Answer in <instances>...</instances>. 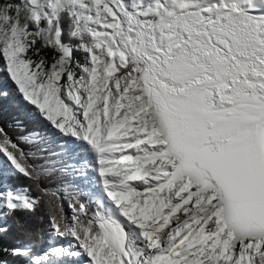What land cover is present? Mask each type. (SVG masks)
<instances>
[{
	"label": "snow or ice",
	"instance_id": "snow-or-ice-1",
	"mask_svg": "<svg viewBox=\"0 0 264 264\" xmlns=\"http://www.w3.org/2000/svg\"><path fill=\"white\" fill-rule=\"evenodd\" d=\"M0 72V264H264V0H0Z\"/></svg>",
	"mask_w": 264,
	"mask_h": 264
},
{
	"label": "trees",
	"instance_id": "trees-1",
	"mask_svg": "<svg viewBox=\"0 0 264 264\" xmlns=\"http://www.w3.org/2000/svg\"><path fill=\"white\" fill-rule=\"evenodd\" d=\"M4 87L5 83H1L0 88L5 89ZM28 111L29 109L27 108V106L20 100L19 96L17 95H8L7 98H0V119H2L4 122H7L13 117L24 116ZM27 123L29 128H43L44 126L43 122L38 120L27 121ZM5 181L7 185L12 186H23L29 183L26 179L23 178H9ZM66 206L67 205H65V207ZM22 220L25 224L29 225L33 229L42 228L44 226L43 224H38L33 218L27 215L22 216ZM17 241L22 245L32 246L36 251H39L40 249L47 246L48 237L47 234H45L43 240H39L35 236L29 238L24 235H19L15 231H13L8 236L4 237L3 240L0 241V244L10 246Z\"/></svg>",
	"mask_w": 264,
	"mask_h": 264
},
{
	"label": "rangeland",
	"instance_id": "rangeland-1",
	"mask_svg": "<svg viewBox=\"0 0 264 264\" xmlns=\"http://www.w3.org/2000/svg\"><path fill=\"white\" fill-rule=\"evenodd\" d=\"M1 83H5V90H7L9 92V96L10 95H15L14 92H13V88H14V85L11 84L10 81L7 80L6 76L4 73L0 72V85ZM20 98V97H19ZM4 184H6V181H4ZM67 208V206H66Z\"/></svg>",
	"mask_w": 264,
	"mask_h": 264
}]
</instances>
